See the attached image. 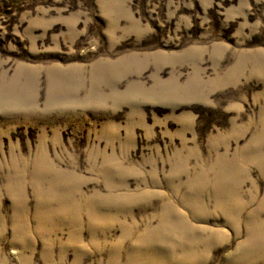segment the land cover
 I'll use <instances>...</instances> for the list:
<instances>
[{
  "label": "rangeland",
  "instance_id": "374dc122",
  "mask_svg": "<svg viewBox=\"0 0 264 264\" xmlns=\"http://www.w3.org/2000/svg\"><path fill=\"white\" fill-rule=\"evenodd\" d=\"M0 264H264V0H0Z\"/></svg>",
  "mask_w": 264,
  "mask_h": 264
}]
</instances>
